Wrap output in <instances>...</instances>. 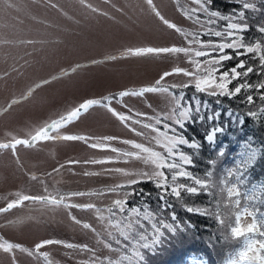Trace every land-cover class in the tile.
<instances>
[{"label": "rangeland", "instance_id": "obj_1", "mask_svg": "<svg viewBox=\"0 0 264 264\" xmlns=\"http://www.w3.org/2000/svg\"><path fill=\"white\" fill-rule=\"evenodd\" d=\"M14 2L12 15L5 16L8 24H13L12 28L0 20V143L31 140L39 129L66 116L86 100L94 102L106 96L115 97L127 89L156 86V81L166 72L174 73L177 68L191 72L197 68L182 53L136 56L128 52L129 49L147 53L168 47H189L191 35L186 34L203 29L186 14L198 7L194 0ZM2 14L4 10L0 17H4ZM171 24L176 27L171 28ZM192 47L199 49L200 46L193 44ZM209 67L212 65L201 63L197 74L203 75ZM194 83L193 77L168 75L161 81L167 92L113 99L110 108L90 106L78 118L61 125L31 147L17 145L15 152L0 149V209L25 195L76 192L85 195L70 197L64 203L94 204L105 210V217L109 215L107 207L116 199L125 200L128 208L133 193L126 188L139 184L129 185V182L148 180L135 174L150 171V166L89 145L107 143L123 153L138 151L132 145L142 143L163 151L152 140L156 133L142 125L151 123L164 131V123L172 124L163 119L171 112L172 94L178 96L176 89ZM113 110L129 119L119 120ZM157 117L161 118L158 125L155 124ZM57 134L92 139L87 142L53 139ZM117 185H122L117 192H107ZM120 215L117 213V217ZM98 216L94 209L45 206L32 200L0 212V243L8 241L32 251L45 240L81 246L68 248L54 243L41 248L36 255L19 248L12 253L0 250V264H99L108 257L118 258L117 251L101 242L113 240L107 236L106 221L102 222ZM246 219L251 222V218ZM84 223L95 231L83 228ZM85 245L86 249L82 247ZM223 249L220 248V254L226 251ZM45 253L47 257L42 255Z\"/></svg>", "mask_w": 264, "mask_h": 264}, {"label": "snow or ice", "instance_id": "obj_2", "mask_svg": "<svg viewBox=\"0 0 264 264\" xmlns=\"http://www.w3.org/2000/svg\"><path fill=\"white\" fill-rule=\"evenodd\" d=\"M198 4L197 8L191 9V14L194 16L197 21H199V13L203 12L209 17V20L206 22L208 25L216 23L215 19L228 21L226 29L224 31L216 30L213 31L211 28L204 33V35L223 37L225 42L223 43H213L211 41L205 43L201 39L200 33H189L186 35H191V40L189 41V47H168L162 50H154L147 53L138 52L137 49H129L128 52L131 55L142 56L145 54L152 53H182L185 56L189 57V62L196 65L197 68L191 72L184 71L182 69H175L174 73H164L160 80L156 81V86L153 87H141L138 91H121L118 97H106L104 100L96 101H85L77 108L73 109L66 116H62L60 119L52 121L46 127L39 129L35 135L31 137V140L15 139L14 143H0V149H12L15 152L17 145H25L31 147L36 141L41 138L48 137L49 133L55 131L61 125L71 122L78 118L82 112H86L89 107L94 105H101L109 107V104L113 99H120L126 96H143L145 93H155V92H167L168 89L164 88L161 85V81L164 80L168 75L172 74H183L185 76L193 77L195 79L194 85L185 84L183 87H193L197 93L207 92L208 95L216 96H229L235 97L241 95L242 93H250L252 91H261L264 90V78H262L258 83L252 84L249 82L248 78L250 74L256 72L257 75L264 77V41H257L255 43H246L243 33L246 32L249 28L247 22L239 23L234 21H246L245 12L240 11L234 13L232 16H224L218 11L210 10L211 0H194ZM151 3V0H149ZM55 6V5H53ZM244 9H252L257 11L255 4L243 2ZM191 18V17H190ZM168 23V22H166ZM170 24V23H168ZM176 26L171 24V28ZM179 30V29H177ZM258 31L264 33V26H259ZM193 44L200 45V49H194ZM170 49V50H169ZM208 49H211L209 51ZM226 49H232L235 52V57L231 54H225ZM243 50V51H241ZM212 53H216L210 61H204V63H209L211 65H220L223 61L231 60L233 58H238L246 54L251 55L252 59L259 61L258 70L251 65H248L247 62L243 59L239 60L238 64L230 69V71L222 72L218 77L214 76V73L218 71L215 67H209L205 69V74L198 75L199 65L202 61L198 58L211 56ZM196 59H191V57ZM113 60L116 57H112ZM243 70V71H241ZM233 81H239L234 88H229L228 85L232 84ZM211 89V91H209ZM261 100H264V95H261ZM194 107L187 105V102L184 101V95L172 94V108L171 112L163 117L166 121H171L172 124L164 123L163 129L155 127L153 124H143L144 128H149L156 133L152 140L155 142L156 147L163 149V151H157L153 147L145 146L142 143H134L132 145L138 151H128L121 153L120 150L111 148L109 144L105 143L103 146L97 144H90L89 146L94 149L101 150H111L116 152L119 155L134 158L141 160L145 165L150 166V171H143L136 173L140 177L147 178L149 181H155L156 187L163 189L164 194L161 196V200L164 201L162 207H171L167 203V196L172 195L177 199L182 198V192L188 194H212L209 190L213 187L218 188L219 194L221 196V202L223 203V197L226 193L227 203L224 205L225 213L228 216H234V225L229 222V219L222 218L220 215H217V219L220 224L225 226V240L231 239L232 241L239 242L240 240L244 241V247L238 252V259L232 260L231 264H264V213H259L257 209H249L247 206L241 204L240 197L244 195L240 186L245 184L244 171L237 169L236 172L229 171V176L235 177V182H230L228 180H222L220 182L224 187L220 185H213L209 183V180L213 176V172L209 171L206 174L207 179H201L196 177L188 168L192 167L194 164V157L191 154L183 151L181 146H185L188 149H192L196 152L200 150L202 145L196 141H189L183 134L177 131L179 129H184L187 123L193 122L194 118L203 121L205 116L202 114V109H207L209 105L202 104V102L193 98ZM246 100L248 103H253L254 99L251 94L246 95ZM18 101H13L17 103ZM110 108V107H109ZM115 115L121 121H126L129 118L123 114L117 113L113 110ZM261 112L264 113V108H261ZM221 113L216 112L213 115L207 117L209 121L219 119ZM231 115V113H229ZM252 116H255L256 113L252 112ZM139 123V121H136ZM161 118H155V124H160ZM242 123V121H241ZM224 129L220 126H213L210 131L205 136V141L214 145L216 137L218 134L223 133ZM171 133V134H169ZM140 135V133H137ZM53 139H82L87 142L90 137H61L57 134ZM106 141H112L116 138H104ZM124 143H129L124 141ZM219 156L223 157L225 155V150L223 148L219 149ZM244 159L241 161L244 166V170L253 164L257 158L255 151H249L242 153ZM102 162H111V161H98L96 163ZM212 165H215L216 161L210 162ZM164 169L168 170L169 175H167ZM121 171V170H117ZM126 175L130 173H124ZM36 179V177H33ZM183 180L191 181V183L182 182ZM142 180L133 179L129 182V185H134L136 183H141ZM122 185H117L115 188H110L107 192L115 193ZM103 193H97L101 195ZM85 193H71V194H58L53 196L51 193L44 196H22L18 200H13L8 203L6 208L0 209V212H6L9 209L17 206L26 200L38 201L43 205L48 206H61L67 208H83V209H94L99 213L98 218L104 222L106 221L107 236L110 240H114L118 248L113 249L112 244L108 241L102 240L101 242L105 244L107 248L112 251H117L119 253L118 258H107V260H100L99 264H147L145 253L155 254L159 247H161L166 237V232L171 235H176L178 232L179 226H174L172 223L166 222L164 219L159 218L158 214L153 213L149 210L148 207H145L143 210L140 208L129 207L125 208L126 201L122 199H116L113 204L107 207L106 211L109 214L107 217L103 215V211L96 208L94 204H66L64 203L66 199L75 196H82ZM249 202L255 200V196L246 197ZM189 213H196L200 215H205L207 209L201 210L199 208L188 207L186 209ZM117 213L121 214L117 217ZM246 218H251V222H248ZM172 221H175L177 217L175 214L171 217ZM73 220H76L73 217ZM145 221L148 226L146 227ZM80 223V221H76ZM85 229H92L90 224L84 223L82 225ZM259 236L261 239H255L254 237ZM126 242V243H125ZM63 244V246L68 248L81 247L73 244H64L62 241H53L45 240L35 246V250H29L21 248L20 245L4 241L0 243V250L6 253H12L15 249H20L21 251L27 252L29 255H36L39 253V250L43 247H46L51 244ZM84 249L87 246H82ZM91 251V250H90ZM130 251V254H129ZM47 257V254H42ZM94 264V262H93Z\"/></svg>", "mask_w": 264, "mask_h": 264}, {"label": "trees", "instance_id": "obj_3", "mask_svg": "<svg viewBox=\"0 0 264 264\" xmlns=\"http://www.w3.org/2000/svg\"><path fill=\"white\" fill-rule=\"evenodd\" d=\"M243 2L255 4L258 10L244 9ZM209 7L210 10L218 11L224 16H232L234 13L244 11L246 21L237 20L234 22L248 23L249 28L243 33L245 42L255 43L257 41H264V33L258 31L259 26H264V0H211ZM186 14L194 22L202 25L203 29L201 31L194 32L201 34L203 42H225L223 37L208 36L204 35V33L209 28L213 31H224L228 21L212 18L216 20V23L208 25L206 22L209 20V17L203 12L199 13V21L187 11ZM208 50L211 51V49ZM225 54H231L235 57V52L232 49H226ZM214 57H216V53L198 59L203 63L204 61L212 60ZM241 59L258 70L259 61L252 59L251 55L246 54L238 58L223 61L220 65H212V67L218 69L214 73V76L218 77L222 72L230 71ZM202 74H205V72ZM262 78L264 77L254 72L250 74L248 80L250 83L256 84ZM238 82L233 81L228 87L230 89L234 88ZM140 88L124 91H138ZM119 93L115 97H118ZM175 93L178 95L183 93L184 101L192 107H194V97L199 99L202 104L206 103L209 105L207 109H202V114L205 116L203 121L194 118L193 122L187 123L184 129L178 131L189 141L194 140L202 145L198 152L181 146L183 151L194 157V164L188 170L201 179H207V172H213L209 183L220 185V187H224V185L220 184L222 180L235 182V177L228 175L230 170L233 172H236L237 169L243 170L245 184L240 186V190L244 194L240 197L241 204L242 207L247 206L250 210L257 209V218L259 219V213H264V113L261 112V108H264V100L260 98L261 95H264V90L242 93L235 97L211 96L207 92L197 93L193 86L176 89ZM247 94L253 96V103L247 102ZM216 112L221 113L219 119L209 121L207 117ZM252 112H255L256 115L252 116ZM214 125L222 127L224 131L217 135L215 144L210 145L205 141V136ZM221 148L225 150L223 157L219 156L218 150ZM249 151H255L257 158L247 170H244V166L241 163L244 159L242 153ZM211 161H216L215 165H212ZM166 174L169 177L171 175L168 173V170H166ZM182 182L191 183L188 180H183ZM126 189L130 193H133L127 203L128 208L134 207L143 210L145 207H148L150 211L158 214L159 218L172 223L174 226H179L178 232L174 236L166 232L167 239L155 254L145 253L147 264H198L199 262L201 264H231L232 260L238 259V252L243 249L244 241L225 240L224 234L220 233L221 231H225V226L220 224L216 218L217 215L227 219L230 217L229 222L234 225V216H228L225 213L224 205L227 203L226 193L223 197V203L221 202L222 198L219 190L216 187L209 190L212 194L207 195L182 192L181 199L168 195L167 203L171 207H162L164 201L161 200V196L164 192L163 189L156 187L155 181L146 180ZM250 196H255V200L249 202L246 197ZM188 207L199 208L201 210L207 209V213L205 215L189 213L186 211ZM173 214L177 217L175 221L171 219ZM145 225L146 227L148 226L146 221ZM254 238L261 239L259 236ZM111 244L115 249L118 248L114 240L111 241ZM220 248H224L226 251L220 254ZM108 258L116 259L114 257ZM104 260L106 261L107 258ZM206 260L208 261L204 262Z\"/></svg>", "mask_w": 264, "mask_h": 264}, {"label": "crops", "instance_id": "obj_4", "mask_svg": "<svg viewBox=\"0 0 264 264\" xmlns=\"http://www.w3.org/2000/svg\"><path fill=\"white\" fill-rule=\"evenodd\" d=\"M14 1H17V0H2V3H1V0H0V5H1V7H0V12H1L2 10H4V15L2 14V16H4V17H0V20H1L4 24L7 22L5 16L8 15L9 13H11V15H12L11 10L14 8V5H13V2H14ZM2 4L4 5V7H2ZM14 4H15V6H16L17 3L14 2ZM8 19H9V18H8ZM9 20H10V19H9ZM12 26H13V24H10V25H9L8 22H7V27L12 28Z\"/></svg>", "mask_w": 264, "mask_h": 264}]
</instances>
